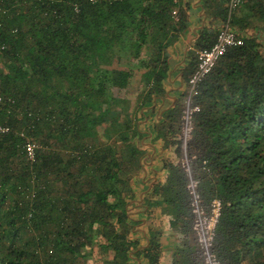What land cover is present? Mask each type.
<instances>
[{"label":"trees","instance_id":"trees-1","mask_svg":"<svg viewBox=\"0 0 264 264\" xmlns=\"http://www.w3.org/2000/svg\"><path fill=\"white\" fill-rule=\"evenodd\" d=\"M190 2L0 0V264H87L95 246L104 264L156 263L151 241L140 246L132 235L131 179L143 154L135 137ZM226 3L203 0L209 20L183 79L227 19L242 43L198 85L188 148L203 203H221L218 258L264 264V0H241L229 18ZM133 64L147 65L142 78L153 82L141 100L127 97ZM180 113L181 104L173 121ZM171 170L154 189L170 193L175 218L191 223L187 177ZM193 241L177 264H202Z\"/></svg>","mask_w":264,"mask_h":264},{"label":"crops","instance_id":"crops-1","mask_svg":"<svg viewBox=\"0 0 264 264\" xmlns=\"http://www.w3.org/2000/svg\"><path fill=\"white\" fill-rule=\"evenodd\" d=\"M202 2L203 0H191L186 13L185 29L165 49L167 68L161 80V93L147 98L148 101L140 108L138 116L139 134L135 140L143 154L137 173L131 179L133 198L129 208L130 215L137 224L132 235L137 238L140 246H147L150 241L155 246L158 252L155 264H174V261L177 264V252L194 243L192 221L185 224L182 218L176 219L172 202L164 200L170 193L154 188L156 183L165 185L172 175L171 168L179 167L182 154L179 123L173 121L172 116L175 115L171 114V110L180 106L181 98L186 93L188 78L184 80L183 73L188 63L187 53L198 36V30L209 20L204 16ZM147 54L144 52L143 57ZM145 66L147 65H128L133 71L127 88V92L131 93L127 95L129 99L134 94L139 100L143 99L148 88L153 85L152 79L142 78ZM100 256L103 259L96 264H104L107 259L106 256ZM140 262L146 264L147 260L140 257L137 264Z\"/></svg>","mask_w":264,"mask_h":264},{"label":"built area","instance_id":"built-area-1","mask_svg":"<svg viewBox=\"0 0 264 264\" xmlns=\"http://www.w3.org/2000/svg\"><path fill=\"white\" fill-rule=\"evenodd\" d=\"M240 2L241 0H227L228 18ZM172 13L175 15L176 11L173 10ZM241 43V38L229 26V19L224 21L218 29L215 42L209 48L196 52V66L186 81V93L181 102L179 139L182 154L179 158V166L187 177L186 189L192 214V231L201 254L202 264H223L214 251V238L221 203L218 199H212L207 205L203 203L198 190V179L192 170V162L196 155L189 151L188 144L193 136L194 116L199 111V105L194 102V96L198 85L211 72L226 50ZM27 154L30 157L33 156L31 145L27 147Z\"/></svg>","mask_w":264,"mask_h":264},{"label":"rangeland","instance_id":"rangeland-1","mask_svg":"<svg viewBox=\"0 0 264 264\" xmlns=\"http://www.w3.org/2000/svg\"><path fill=\"white\" fill-rule=\"evenodd\" d=\"M182 98H183V97H182ZM182 98H181V102H182ZM89 249H90V247L87 246V247H86V250H89ZM100 254H101L102 256H105V255H103V253H101V252L99 251V249L95 246V247L93 248V250H92V254H91V256L87 259V264H96L97 262H99L100 260H102L103 258H101Z\"/></svg>","mask_w":264,"mask_h":264}]
</instances>
